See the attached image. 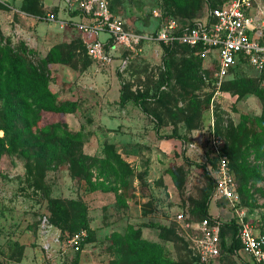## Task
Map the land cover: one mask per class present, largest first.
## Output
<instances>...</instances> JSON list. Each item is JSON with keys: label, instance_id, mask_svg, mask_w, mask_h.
I'll use <instances>...</instances> for the list:
<instances>
[{"label": "rangeland", "instance_id": "1", "mask_svg": "<svg viewBox=\"0 0 264 264\" xmlns=\"http://www.w3.org/2000/svg\"><path fill=\"white\" fill-rule=\"evenodd\" d=\"M106 1L141 37L123 66L84 55L71 23L38 20L71 17L62 1L0 0V264H199L176 216L201 208L227 244L241 219L264 235V73L219 81L153 40V9L186 24L228 0ZM252 5L264 17V0ZM220 155L235 207L204 201ZM82 208L91 233L76 251ZM247 263L237 249L205 264Z\"/></svg>", "mask_w": 264, "mask_h": 264}, {"label": "built area", "instance_id": "2", "mask_svg": "<svg viewBox=\"0 0 264 264\" xmlns=\"http://www.w3.org/2000/svg\"><path fill=\"white\" fill-rule=\"evenodd\" d=\"M59 1L64 3L69 13L78 14L60 19L55 13L48 12L41 19L62 27L71 23L89 58L108 63L114 54L120 53L119 65L123 66L125 61L122 55L133 51L141 37L129 31L125 22L110 11L108 2ZM151 13L153 19L159 20L153 40L164 46L179 44L192 49L195 56L214 70L219 81L242 67L264 72V17L254 8L252 0H230L227 4L210 9L192 26L186 27L174 19H164L158 9H153ZM213 178L211 200L218 203L227 201L230 207H235L238 199L225 155L219 156ZM176 220L194 234L192 248L199 264L209 263L220 256V222L213 218L186 222L182 214H178ZM236 224L241 251L249 257L250 263L264 264V235L253 231L242 219ZM83 236V233H79L71 238L76 251L79 250L77 243L83 240Z\"/></svg>", "mask_w": 264, "mask_h": 264}, {"label": "trees", "instance_id": "3", "mask_svg": "<svg viewBox=\"0 0 264 264\" xmlns=\"http://www.w3.org/2000/svg\"><path fill=\"white\" fill-rule=\"evenodd\" d=\"M230 0H228L227 2H224V3H222V4H219V5H208L207 6V8L205 9V12L203 13V15L207 12V11H209L210 9H212V8H215V7H218V6H221V5H224V4H227L228 2H229ZM109 8H110V11L112 12V13H114V14H116L113 10H112V8H111V6L109 5ZM78 14V12H71L70 13V16L71 17H73V16H75V15H77ZM117 15V14H116ZM202 15V16H203ZM37 18H38V20H42L41 18H42V16L41 15H37ZM152 18V17H151ZM201 18V17H200ZM157 22H158V24L156 25V27H155V30L159 27V20L158 19H155ZM195 20H197V19H191L190 20V22H187L186 24H182V23H180L181 25H182V27H186V26H192L193 24H194V21ZM155 30H154V32H155ZM79 45H80V48H81V50L83 51V54L84 55H86V52H85V49H84V47H83V45H82V42H81V40H80V38H79ZM173 46H180V47H182L183 49H185L186 51H188L189 53H190V55L196 60V61H198L199 63H201V64H204V62L202 61V60H200L197 56H195V52L192 50V49H190V48H188V47H185V46H182V45H179V44H174V45H172V46H165L167 49L168 48H171V47H173ZM87 56V55H86ZM88 57V56H87ZM241 68H238L237 70H236V72L237 71H239ZM264 73V72H263ZM243 91H245V92H247V91H252V89L250 88V87H248L246 84L245 85H243ZM231 156L233 157H235V160H237V156L235 155V153L232 151L231 152ZM228 162H229V171H230V173H233L232 172V168H231V164H230V161L228 160ZM239 167V170L241 171V172H246V167H245V165H244V163L242 164V165H240V166H238ZM215 170H216V162L214 163H212L211 165H210V167L208 168V170H207V177H208V182H209V188H208V190H207V192H206V196H205V202L207 203L208 202V199L211 201V195H212V192H213V189H214V178H213V174L215 173ZM232 175V174H231ZM201 212L203 213V214H205V215H202L199 219H197V220H187V222H198V221H202L203 219H206V218H211V216H209L208 214H206V210H205V208H201ZM188 219V218H187ZM186 221V220H185ZM80 233L81 232H85V233H87L86 234V238L82 241V243H81V246L80 247H82L84 244H86L88 241H89V238H88V236H89V234L91 233V231H90V229H89V226H88V220H87V216H86V209L85 208H82L81 209V212H80ZM222 229V228H221ZM222 231L223 230H221V234H220V237H221V251H222V253L224 252V251H227V252H231V251H234V250H237V249H239V250H241V244H240V242H239V240H238V238H237V228L235 227V231H234V234H233V236H232V238L230 239V244H227L226 242H225V240H224V237H223V233H222ZM76 234H78V231H77V233H72L71 235H76ZM262 234V233H261ZM196 257V256H195ZM196 259H197V257L194 259L195 261H196ZM197 261H198V259H197ZM166 264H172V263H170V262H168V261H164ZM247 264H252V263H247Z\"/></svg>", "mask_w": 264, "mask_h": 264}]
</instances>
